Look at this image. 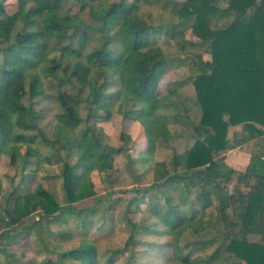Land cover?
<instances>
[{"label": "trees", "instance_id": "1", "mask_svg": "<svg viewBox=\"0 0 264 264\" xmlns=\"http://www.w3.org/2000/svg\"><path fill=\"white\" fill-rule=\"evenodd\" d=\"M7 1L0 0V158L18 175L6 176V188L0 182L4 258L12 257L10 246L44 229L51 233L52 225L60 226L59 240L71 241L69 220L83 223L98 208H114L112 193L97 196L88 177L107 174L114 156L126 151L103 137L102 124L119 115L143 127L148 145L138 160L153 178L124 206L128 239L106 255L82 238L42 264H114L126 251L124 264H134L135 236L166 237L145 246L170 250L167 261L177 264H264V0L165 1L160 13L174 22L157 25L141 15L149 0H15L12 14ZM73 4L80 12L88 9L93 22L71 13ZM185 28L197 41L183 40ZM159 35L182 50L195 47L193 57L187 51L183 60L177 56L191 71L187 81L195 98L186 106H178L176 88L158 93L166 65L176 60L153 44L150 38ZM39 99L56 108L49 129L34 108ZM195 107L197 122L185 114ZM169 123L183 126L178 136L193 143L174 151L168 164L154 162L156 142L172 135ZM231 128L237 130L230 140ZM37 140L52 154L42 156ZM249 142L253 151L245 168L229 166L224 152ZM60 151L74 152L76 161L70 164ZM49 165H62L61 200L41 185H27ZM205 193L215 202L213 212L197 207L195 195ZM92 199L94 205L77 207ZM140 203L160 228L127 217Z\"/></svg>", "mask_w": 264, "mask_h": 264}, {"label": "rangeland", "instance_id": "2", "mask_svg": "<svg viewBox=\"0 0 264 264\" xmlns=\"http://www.w3.org/2000/svg\"><path fill=\"white\" fill-rule=\"evenodd\" d=\"M118 0H108V3L117 2ZM165 1H182V0H149V5L145 6L141 15L144 17L151 25L157 24H172L174 18L169 17L167 14H162L161 6ZM18 3L15 0H8L5 3L6 11L12 14L16 11ZM71 13H79L80 6L77 4L71 5ZM80 17L84 19L88 24H90L92 19L89 16L88 9L83 10L79 13ZM189 25V24H187ZM183 28L180 27V30ZM153 40V44H157L163 48V50L171 54L176 60H172L166 65L165 74L162 76L159 86L158 93L160 95L166 94L167 90L176 88L178 91V106H186L187 102L194 100L195 94L193 86L187 78L190 76L191 71L186 64H182L181 60L185 57V53L189 54V58L195 55V47L188 46L187 50H182L180 45L175 41H168L165 35H159L158 37L152 36L150 38ZM148 40V37H145ZM183 40L189 42H195L197 39L191 33L189 28L184 29ZM97 43V42H96ZM186 49V48H185ZM200 52V51H199ZM202 52V58L204 60L209 59V55ZM177 56L181 60H177ZM105 63V59H104ZM185 63V62H184ZM24 103H27L26 97L23 98ZM183 102V103H182ZM35 110L39 111L41 115L40 123L45 129L51 127V123L56 112V108L53 104L46 102L43 99H39L34 104ZM81 114L84 116V111L81 110ZM167 113H171L168 109ZM186 115L190 117L194 122L198 120L199 112L197 108L185 112ZM104 127V128H103ZM183 126L180 124L169 123L168 128L170 129L172 135L169 137L168 141L162 142L157 141L155 144V151L153 153L154 162H165L169 163L172 153L174 151L182 153L186 151L193 143V140L187 137L178 136L179 130ZM104 142L113 147L125 146L126 151L114 156L113 168L107 172V174L92 173L88 177V181L92 183L94 191L97 196H104L108 192L112 193V200L115 201L114 208L109 210H102L100 208L92 215H86L84 222L79 223L78 221L71 219L68 221L69 226L74 230L75 237L71 241L63 242L55 236V232L58 230L57 225H52L50 230L51 233H47L46 230L39 232V236L33 235L28 236L8 248L9 252L12 253V257L4 258L0 251V264H42L44 260L56 259L57 251L65 250L72 247H76L82 238L87 240H93L99 252H105L107 255L108 250L120 249L124 246L126 240L129 237V231L126 229L123 218L124 206L127 200L134 196L135 189H140L152 182V170L144 169L139 163V155L146 149L148 145L147 138L143 127L139 122L131 121L128 119H123L119 115H114L110 122L102 124ZM239 129V128H238ZM237 129H229V139L231 140L233 131ZM126 134L129 136V140L126 142L121 141L120 135ZM38 145L39 152L42 156L52 154V150L46 148L42 142L36 141ZM243 150L248 153H252L253 144L249 142L243 147ZM238 150V148L228 149L225 154V160H227V153ZM237 153V152H236ZM65 153L60 151V155L63 159H66L70 164L76 161L77 155L74 152H70L69 155L65 156ZM230 157L235 156L237 159L238 154H231ZM227 162V161H226ZM241 159H238V163ZM235 165L233 168L238 170H243L245 167ZM230 166V165H229ZM62 165H49L46 167L45 171L37 173L34 179L27 184L32 190L36 186L41 185L45 189L53 192L56 198L62 199L61 191V176L60 169ZM232 167V166H231ZM18 175L16 169H13L9 163L8 159L4 156L0 158V182L4 188L8 185V180L6 176L16 177ZM29 181V180H28ZM232 186V185H230ZM154 195H150L151 204L156 200L153 198ZM196 201L198 203L197 207L201 210H206V212H213L215 202L209 194L195 195ZM145 200V199H144ZM95 204V201L89 200L80 205L78 208H86ZM144 204H139L138 210L135 206L130 208L127 212V217L133 222L146 221L150 226L160 228L161 225L153 218L148 212L144 213ZM229 215L231 214L228 213ZM138 240L136 254L134 259V264H177L176 262H168L167 258L171 256V252L165 249H156L152 247L145 246L146 242H153L155 244H163L167 241L166 237H148V236H135ZM3 247V244H0ZM55 246H62V249H55ZM39 251V254L36 252ZM128 255V252H122L115 256L114 264H124V261ZM192 256L195 257V251H193ZM104 262H98V264H103Z\"/></svg>", "mask_w": 264, "mask_h": 264}, {"label": "crops", "instance_id": "3", "mask_svg": "<svg viewBox=\"0 0 264 264\" xmlns=\"http://www.w3.org/2000/svg\"><path fill=\"white\" fill-rule=\"evenodd\" d=\"M241 147H243V146H241ZM241 147H238V150L234 151L235 153L232 152L233 150H230L227 153V158H226L227 160L226 161L230 166L234 167L235 165H237L236 163H238V159H241V162H239L240 164L238 163L239 165H241L243 167H245L247 165L250 153L243 150ZM230 152H231V154H235V155L238 154L239 158L237 159L235 156L230 157L229 156Z\"/></svg>", "mask_w": 264, "mask_h": 264}]
</instances>
